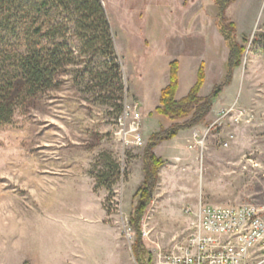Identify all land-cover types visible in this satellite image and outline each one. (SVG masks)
I'll use <instances>...</instances> for the list:
<instances>
[{
	"label": "rangeland",
	"instance_id": "rangeland-1",
	"mask_svg": "<svg viewBox=\"0 0 264 264\" xmlns=\"http://www.w3.org/2000/svg\"><path fill=\"white\" fill-rule=\"evenodd\" d=\"M101 2L122 90L105 99L97 82L81 78L83 66L71 67L57 89L17 106L0 127V264H137L130 219L145 146L116 136L119 107L138 105L146 143L170 125L153 111L172 61L181 62V92L202 62L203 96L225 74L228 48L212 0ZM225 18L245 51L206 122L158 153L164 164L141 220L150 264L185 246L199 204L264 207V55L253 44L264 32V0H235ZM104 153L120 168L112 195L92 176ZM251 260L264 264V252Z\"/></svg>",
	"mask_w": 264,
	"mask_h": 264
},
{
	"label": "trees",
	"instance_id": "trees-1",
	"mask_svg": "<svg viewBox=\"0 0 264 264\" xmlns=\"http://www.w3.org/2000/svg\"><path fill=\"white\" fill-rule=\"evenodd\" d=\"M212 1L217 29L228 48L225 74L209 95L200 96L206 80L202 62L189 92L178 100L180 64L178 60L169 64V81L160 91L153 116L165 119L170 125L159 128L146 141L143 180L136 192L130 219L136 235L131 249L137 264L151 263L141 239V220L164 164L154 149L175 138L180 131L206 122L214 101L230 85L233 71L240 66L245 51L235 40V25L225 18L226 8L235 0ZM253 44H258L264 55V32ZM79 66H83L81 78L88 75L89 80L97 82L99 92L109 94L105 99H113L111 93L122 90L120 69L101 0H0V127L11 123L17 106L57 89L61 84L60 76L67 73V69ZM121 112L122 106L117 116ZM119 172V165L111 156L101 154L92 175L95 188L103 187L112 195Z\"/></svg>",
	"mask_w": 264,
	"mask_h": 264
},
{
	"label": "built area",
	"instance_id": "built-area-1",
	"mask_svg": "<svg viewBox=\"0 0 264 264\" xmlns=\"http://www.w3.org/2000/svg\"><path fill=\"white\" fill-rule=\"evenodd\" d=\"M137 107L124 105L115 127L124 146L141 148L146 143L140 134L141 113ZM191 227L185 246L179 252L162 256L158 264H251L254 256L264 252L263 206L199 204Z\"/></svg>",
	"mask_w": 264,
	"mask_h": 264
},
{
	"label": "crops",
	"instance_id": "crops-1",
	"mask_svg": "<svg viewBox=\"0 0 264 264\" xmlns=\"http://www.w3.org/2000/svg\"><path fill=\"white\" fill-rule=\"evenodd\" d=\"M179 87H178V89H177V92H176V99H181V98H183V97H185L186 95H187V88L185 89V91L184 92H181V89H180V87H181V83H180V73H181V62L179 61ZM200 96H202V97H204L201 93H200ZM212 110H213V108H212ZM212 110H211V112H212ZM140 112V111H139ZM211 112H210V114H211ZM210 114L208 115V117L210 116ZM208 117H207V119H208ZM206 119V120H207ZM200 126V125H199ZM199 126H195L194 128H192V129H189V130H184V131H180L179 133H178V135L175 137V138H173L172 140H176V139H178V136H180V135H185V136H190L191 135V133L194 131V130H197L198 129V127ZM172 140H170V141H172ZM170 141H165V142H162L161 144H159L155 149H154V153L157 155V156H159V157H161L160 155H158V153L162 150V148H163V144L164 143H166V142H170ZM162 158V157H161ZM163 159V158H162Z\"/></svg>",
	"mask_w": 264,
	"mask_h": 264
}]
</instances>
